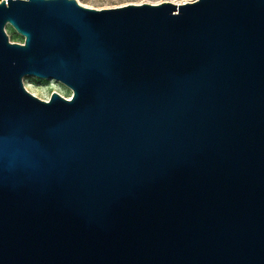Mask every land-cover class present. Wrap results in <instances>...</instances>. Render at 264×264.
Instances as JSON below:
<instances>
[{"label":"water","instance_id":"water-1","mask_svg":"<svg viewBox=\"0 0 264 264\" xmlns=\"http://www.w3.org/2000/svg\"><path fill=\"white\" fill-rule=\"evenodd\" d=\"M0 264H264V0H1Z\"/></svg>","mask_w":264,"mask_h":264},{"label":"rangeland","instance_id":"rangeland-1","mask_svg":"<svg viewBox=\"0 0 264 264\" xmlns=\"http://www.w3.org/2000/svg\"><path fill=\"white\" fill-rule=\"evenodd\" d=\"M78 1L79 3L85 6L101 9V8L122 6V5H126L129 3H136V4H140L144 2L160 3L163 1H171L175 3L178 1V2L184 3L187 1H193V0H78ZM6 31L11 41L24 42V36L18 33L11 24H7ZM25 83L29 86V88L33 92H36L38 94V97L43 98V99H49L51 97V94L54 91L59 92L61 95L65 97H72L73 95V90L67 85H65L63 82L61 81L53 82L52 79H49V78H40L36 76H25L24 84Z\"/></svg>","mask_w":264,"mask_h":264},{"label":"bare ground","instance_id":"bare-ground-1","mask_svg":"<svg viewBox=\"0 0 264 264\" xmlns=\"http://www.w3.org/2000/svg\"><path fill=\"white\" fill-rule=\"evenodd\" d=\"M177 4H179V3H183V2H176ZM52 79V81L53 82H57V81H59V80H54V78H51ZM25 87L27 88V90H29L31 93H33V94H35L36 96H38V94L36 93V92H33L30 88H29V86L25 83ZM36 88V87H35ZM38 90H39V88H38ZM67 98H71V97H67Z\"/></svg>","mask_w":264,"mask_h":264},{"label":"built area","instance_id":"built-area-1","mask_svg":"<svg viewBox=\"0 0 264 264\" xmlns=\"http://www.w3.org/2000/svg\"><path fill=\"white\" fill-rule=\"evenodd\" d=\"M1 1V0H0Z\"/></svg>","mask_w":264,"mask_h":264}]
</instances>
